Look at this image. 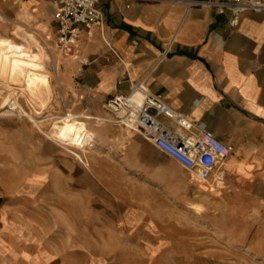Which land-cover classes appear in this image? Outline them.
Returning a JSON list of instances; mask_svg holds the SVG:
<instances>
[{
  "label": "rangeland",
  "instance_id": "rangeland-1",
  "mask_svg": "<svg viewBox=\"0 0 264 264\" xmlns=\"http://www.w3.org/2000/svg\"><path fill=\"white\" fill-rule=\"evenodd\" d=\"M0 23V36L34 50L49 76L51 91L45 101L24 92L16 95L34 119L67 112L112 118L105 103L101 114L77 112L72 85L62 82L56 61L38 41L43 37L33 33L26 40L28 31L3 19ZM39 109L40 115H35ZM78 119L93 136L89 145L76 151L80 158L46 139L50 121L38 129L17 115L0 117V232L32 253V257L25 254L26 260L32 264H264V249L254 251L246 239L237 241L229 230L231 217H219L228 186H245L249 173L233 170L225 175L224 189L212 187L204 193L187 172L141 137L108 122ZM22 122L30 130L27 135L21 132ZM217 170L207 181L213 182ZM27 178L37 180L35 188L25 187ZM186 202L203 209L194 214L184 209ZM125 219L128 224H122Z\"/></svg>",
  "mask_w": 264,
  "mask_h": 264
},
{
  "label": "crops",
  "instance_id": "crops-1",
  "mask_svg": "<svg viewBox=\"0 0 264 264\" xmlns=\"http://www.w3.org/2000/svg\"><path fill=\"white\" fill-rule=\"evenodd\" d=\"M99 8L101 28L81 30L74 46L52 55L62 82L72 85L74 109L101 114L107 99L142 82L230 146L228 159L249 166L251 179L228 186L219 210H246L245 218L231 214L229 230L252 250H263L264 12H245L231 27L228 12L202 5L100 0ZM53 10L46 0H0V19L50 41L56 35ZM17 243L0 232V264H32L25 258L32 253Z\"/></svg>",
  "mask_w": 264,
  "mask_h": 264
},
{
  "label": "built area",
  "instance_id": "built-area-1",
  "mask_svg": "<svg viewBox=\"0 0 264 264\" xmlns=\"http://www.w3.org/2000/svg\"><path fill=\"white\" fill-rule=\"evenodd\" d=\"M52 3L56 25L54 41L38 38L48 56L63 53L75 45L81 30L101 28L103 16L100 0H46ZM202 5L218 14H230V26L235 27L245 12H264L262 0H167ZM50 47H54L50 51ZM9 108V107H8ZM104 109L118 125L141 137L157 152L170 158L197 181H207L228 159L232 149L212 134L195 126L184 115L150 94L142 82L130 85L126 95H114L106 100Z\"/></svg>",
  "mask_w": 264,
  "mask_h": 264
},
{
  "label": "bare ground",
  "instance_id": "bare-ground-1",
  "mask_svg": "<svg viewBox=\"0 0 264 264\" xmlns=\"http://www.w3.org/2000/svg\"><path fill=\"white\" fill-rule=\"evenodd\" d=\"M21 29V27H19ZM33 37L32 32L26 33V40ZM39 56L30 47L16 42L11 37L0 36V117L14 116L18 118L28 119L34 127L39 129L41 123L50 121V132L45 134L46 139L51 140L67 151L72 156L78 158L77 150L83 148L86 144L89 145L90 139L93 137L86 126L85 122L78 118L96 119L101 122L111 121L110 119L93 118L87 116H77L72 113H65L63 116H52L50 114L39 117L41 120H36L33 113L26 112L18 103L16 95L19 92H24L26 97L40 99L45 101L51 86L49 84V76L43 71V65L39 60ZM31 92V94L29 93ZM7 106L6 109H4ZM9 107V108H8ZM42 110H35V115H40ZM30 112H32L30 110ZM29 128L26 123L22 122L21 132L27 135ZM80 158V156H79ZM85 164V163H84ZM250 169L244 162L237 164L232 160L223 163L215 174L213 182L197 181L194 176H190L192 184L201 189V192H208V189L214 187L216 189H224V178L227 173H232L233 170L247 172ZM249 171V170H248ZM37 184L36 179H25V187L28 189L35 188ZM183 186V182L180 181ZM184 209L193 212L194 214L201 212L203 209L200 205L192 202H186ZM234 213L233 210L227 209L220 212L219 217L228 218ZM1 221H3L4 213H1ZM235 217L245 218L248 213L244 209H239L234 213ZM128 224V219L124 221ZM122 224H119L120 226Z\"/></svg>",
  "mask_w": 264,
  "mask_h": 264
}]
</instances>
